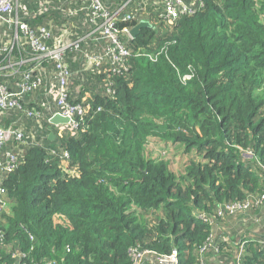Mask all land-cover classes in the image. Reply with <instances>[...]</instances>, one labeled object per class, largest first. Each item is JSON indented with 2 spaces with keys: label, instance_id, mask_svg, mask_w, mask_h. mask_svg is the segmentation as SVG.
<instances>
[{
  "label": "trees",
  "instance_id": "1",
  "mask_svg": "<svg viewBox=\"0 0 264 264\" xmlns=\"http://www.w3.org/2000/svg\"><path fill=\"white\" fill-rule=\"evenodd\" d=\"M100 1L113 12L128 0ZM186 1L194 12L175 21L161 7L123 9L121 29L154 25L128 41L127 70H85V54L105 50L102 33L68 54L71 100L84 104L89 92L91 105L78 128L51 123L54 85L26 96L41 98L44 119L24 116L25 143L11 132L4 144V159L18 155V164L2 172L0 264H162L174 250L177 264L238 263L240 238L226 237L229 217L218 210L264 190V0ZM92 8L20 0L19 16L75 40L95 28ZM12 34L0 25V47ZM19 79L0 74L9 87ZM20 115L11 110L0 124ZM167 142L188 156L183 167ZM243 237L241 264H264V232Z\"/></svg>",
  "mask_w": 264,
  "mask_h": 264
},
{
  "label": "built area",
  "instance_id": "2",
  "mask_svg": "<svg viewBox=\"0 0 264 264\" xmlns=\"http://www.w3.org/2000/svg\"><path fill=\"white\" fill-rule=\"evenodd\" d=\"M92 2L90 20L95 28L87 35L73 40L64 29L60 34H56L46 25L34 28L27 21H23L19 16L20 0H0V25H7L13 30V34L8 37L5 45L0 47V74L7 77L20 76L15 86L9 87L7 84L0 83V120L11 110H18L21 114L7 127L0 124V214L6 206L7 196L2 172L12 171L18 164V155L8 153V160L4 159L5 141L13 132L19 141L25 143V127L18 122L24 116L37 118L40 120V124L41 120L44 119V115L38 106L27 104L26 96L37 90H47L49 83L56 80L58 82L56 100L59 108L56 114L69 118L67 125L78 128L80 120L84 119L90 112L91 105L87 102L89 94L84 96V104L71 100L70 83L71 78H73V71L67 61L68 54L80 51L84 40L93 37L96 33H102L108 39L105 50L97 54L86 53L85 70L90 71L106 64L114 65L112 71L119 73L129 68L132 49L127 44L133 38L131 35L132 27L125 26L122 29L119 27L120 13L126 6L134 4H137L138 11L141 12L149 5V2L147 0H128L113 12L108 11L100 0H92ZM193 12V5L186 0H162L161 16L164 19L175 21L181 15ZM135 16L136 14H127L123 20L132 19ZM26 44L28 47L25 46ZM142 55L153 59L151 54ZM187 77L189 78L190 75ZM109 92L113 93L110 90ZM64 155V157L69 156L68 153H64ZM263 207L264 190L258 195H250L244 202L220 204L218 216L225 219L247 213L253 208L256 210L263 209ZM254 220L261 222L264 219L261 216H255ZM222 229L227 234L226 237L233 242L234 237L224 227ZM260 233L263 232L250 234L245 230L241 232L240 239L235 241L239 253L237 264H241L240 257L247 242L243 236H260ZM257 241L264 247V237H260ZM17 255L19 256L20 253L17 252ZM176 256L177 251L174 250L173 255L170 258L162 259L161 263L177 264ZM201 264L206 263L202 260Z\"/></svg>",
  "mask_w": 264,
  "mask_h": 264
},
{
  "label": "rangeland",
  "instance_id": "3",
  "mask_svg": "<svg viewBox=\"0 0 264 264\" xmlns=\"http://www.w3.org/2000/svg\"><path fill=\"white\" fill-rule=\"evenodd\" d=\"M138 12L140 13V11H138ZM59 33H61V32H59ZM22 126L26 128L25 124H23ZM157 140H159V138ZM162 145H163V142H159L158 145H153V147L155 149H157L158 146L161 148ZM165 147L166 148H172V151L176 152L174 155V157H176V158H174V161L177 164V166L183 167V165H185L186 159L188 157V156H186V154L183 153V150H178V149L175 150L168 142L165 144ZM247 214H250V215L248 216ZM255 216H261L264 219V207H263V209H256V210H254V208H253L247 213L238 214L236 216L229 217V220H228V218L226 219L227 221H226L224 227L235 239L240 238L241 232L243 230H245L246 232L248 231V234L264 232V220L261 222H256L254 220ZM235 226H237V229L234 228ZM238 233H240V234H238Z\"/></svg>",
  "mask_w": 264,
  "mask_h": 264
},
{
  "label": "water",
  "instance_id": "4",
  "mask_svg": "<svg viewBox=\"0 0 264 264\" xmlns=\"http://www.w3.org/2000/svg\"><path fill=\"white\" fill-rule=\"evenodd\" d=\"M145 27H152L154 28V25L150 23L149 20H141L136 26H134L131 30V35L133 38H136L137 35L141 32V30ZM51 123L55 125H67L69 123V118L62 116L61 114H56L51 118ZM54 133H50V138H54ZM63 151V150H62Z\"/></svg>",
  "mask_w": 264,
  "mask_h": 264
},
{
  "label": "crops",
  "instance_id": "5",
  "mask_svg": "<svg viewBox=\"0 0 264 264\" xmlns=\"http://www.w3.org/2000/svg\"><path fill=\"white\" fill-rule=\"evenodd\" d=\"M148 2H149V5L148 6H146V10L149 8V6L152 8H155V10H157L158 9V7H161L162 8V0H155V3L154 4H152V5H150V1L149 0H147ZM137 5V4H136ZM145 20H147V19H145ZM74 78V77H73ZM73 78H71V79H73ZM71 83H73L72 82V80H71ZM54 85V95L56 96L57 95V88H58V82L56 81V80H54V81H52V82H50L49 83V85H48V87H50L51 85ZM40 92H42V91H45L44 89H41V90H39ZM36 92V91H35ZM39 92V93H40ZM87 94H89V92H87ZM30 97V96H29ZM26 101H27V104L28 105H30V106H33V105H35V106H40V102H41V98L39 99V97L38 96H33V97H31L30 99L27 97L26 98ZM225 228V227H224ZM235 229H237V226H235L234 227ZM226 229V228H225ZM227 231V230H226Z\"/></svg>",
  "mask_w": 264,
  "mask_h": 264
}]
</instances>
